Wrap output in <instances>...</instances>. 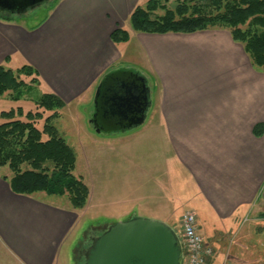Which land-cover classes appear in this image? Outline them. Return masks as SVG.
I'll list each match as a JSON object with an SVG mask.
<instances>
[{
  "label": "crops",
  "instance_id": "crops-1",
  "mask_svg": "<svg viewBox=\"0 0 264 264\" xmlns=\"http://www.w3.org/2000/svg\"><path fill=\"white\" fill-rule=\"evenodd\" d=\"M140 1L57 0L36 29L0 19V65L31 66L64 107L86 102L106 73L128 61L130 40L114 44L110 35L126 26ZM222 46L200 63L165 64L159 98L152 77L157 107L147 117L169 135L168 150L156 147V156L167 153L185 175L192 194L186 201L209 229L203 237L198 227L213 250L207 264H264V75L242 60L231 37ZM151 57L155 64L156 49ZM66 208L15 194L0 180V246L15 264H53L78 220L76 210ZM156 217L170 219V211L156 210Z\"/></svg>",
  "mask_w": 264,
  "mask_h": 264
},
{
  "label": "rangeland",
  "instance_id": "rangeland-1",
  "mask_svg": "<svg viewBox=\"0 0 264 264\" xmlns=\"http://www.w3.org/2000/svg\"><path fill=\"white\" fill-rule=\"evenodd\" d=\"M54 1L29 11L22 17H12L11 21L23 22L27 27L34 29L43 26L48 19L49 11L57 4H54ZM147 1L141 0L140 4L136 6L145 7ZM181 1L183 0H159V5L173 9ZM163 13L159 9L155 15ZM125 25H121L120 28L129 34L128 41H130L127 44L124 57L128 61L120 63L119 67L142 72L148 80L151 98L155 90L152 77L156 80V96L159 98L162 94L163 89L158 77L160 73H166L165 64L172 65L175 69L181 67L180 61L190 60L194 64L197 59V62L200 63L203 60L202 55L210 56L211 49L228 44L231 37H229L228 30L225 29H212L194 34H142L131 29L129 17ZM143 43L145 47H143ZM236 44L245 55L242 56V60L246 58L251 66L243 47ZM154 49H156L155 64L151 57ZM198 50L200 53L197 55L195 53ZM218 54L224 59L228 58L226 53L218 52ZM159 55H161V59H159ZM192 56L195 57L192 58ZM204 65L206 64L201 66ZM23 66L21 63H12L9 68H5L16 72ZM240 69L244 72V67ZM252 69L257 75H264L263 71L253 67ZM32 77L36 79L35 75ZM20 79L26 86L21 89L19 99L13 94L14 98H12L10 92L0 96V124L6 120L1 116V112L21 108L23 113L28 111L34 113L38 99L43 94L50 92L44 82L39 83L37 80L36 83H30L31 78L24 75H21ZM94 95L95 91L86 102L74 101L67 104L59 111V117L51 123L75 154L76 163L73 175L81 179L89 191L83 208L78 210L72 208L76 210L73 211L78 219L75 223L76 226L65 244L62 245L53 264H81L77 261L79 249L87 237L91 236L95 240L110 225L128 221L132 217L159 220L177 232L180 215L193 208L192 212L197 216V226L200 228L202 236H206L205 233L209 229H206L197 206L186 201L192 194L185 175L178 168L175 170V163L166 159L167 153L156 156V147L167 148L168 133L160 126L151 125V118L148 115L145 123L138 128L123 130L112 125L104 128L103 132L98 134L89 124V116L94 110ZM153 107H157V103L154 106L152 104L151 109ZM48 115L49 113H44L42 119L36 122L38 128L42 127L43 121ZM20 119L24 120L23 117ZM126 143H130L129 146L122 148ZM157 169H160L159 172ZM11 177L12 174L7 167L0 168V180L8 182ZM33 196L52 204L71 207L66 196H47L44 193H37ZM160 209L170 211V219L156 217V210ZM2 248L0 246V264H15L10 258V254ZM257 252H263V248H260L259 251L257 249ZM245 262L251 264V261L247 259Z\"/></svg>",
  "mask_w": 264,
  "mask_h": 264
},
{
  "label": "trees",
  "instance_id": "trees-1",
  "mask_svg": "<svg viewBox=\"0 0 264 264\" xmlns=\"http://www.w3.org/2000/svg\"><path fill=\"white\" fill-rule=\"evenodd\" d=\"M159 9L164 13L155 15ZM11 18L0 15L1 20ZM129 24L134 32L152 35L228 30L232 41L243 47L251 66L264 72V0H183L173 9L159 5V0H148L145 7L132 10ZM128 39V32L122 28L110 35L114 44ZM21 75L30 77V83L38 80L31 66L24 65L14 72L0 65V96L10 92L19 99L26 86ZM63 108L64 103L56 95L45 93L38 99L34 113H23L21 108L1 112L6 120L0 124V168L7 167L11 172L8 184L13 193L66 196L71 208L78 210L85 205L89 191L73 175L76 157L72 148L51 124ZM44 113L49 115L38 128L36 122Z\"/></svg>",
  "mask_w": 264,
  "mask_h": 264
},
{
  "label": "water",
  "instance_id": "water-1",
  "mask_svg": "<svg viewBox=\"0 0 264 264\" xmlns=\"http://www.w3.org/2000/svg\"><path fill=\"white\" fill-rule=\"evenodd\" d=\"M54 0H0V15L22 17ZM151 107L147 78L135 69H117L95 89L90 126L98 133L108 126L140 127ZM85 264H183L180 239L168 224L132 217L110 225L92 243Z\"/></svg>",
  "mask_w": 264,
  "mask_h": 264
},
{
  "label": "built area",
  "instance_id": "built-area-1",
  "mask_svg": "<svg viewBox=\"0 0 264 264\" xmlns=\"http://www.w3.org/2000/svg\"><path fill=\"white\" fill-rule=\"evenodd\" d=\"M178 228L183 264H207L208 259L213 257V250L204 245L198 232L197 218L194 212H183L179 218Z\"/></svg>",
  "mask_w": 264,
  "mask_h": 264
},
{
  "label": "flooded vegetation",
  "instance_id": "flooded-vegetation-1",
  "mask_svg": "<svg viewBox=\"0 0 264 264\" xmlns=\"http://www.w3.org/2000/svg\"><path fill=\"white\" fill-rule=\"evenodd\" d=\"M94 241L93 237H87L85 241L82 242V246L79 249V257L77 259V261L81 264H85V256L88 252V250L90 249V247L92 246V243Z\"/></svg>",
  "mask_w": 264,
  "mask_h": 264
}]
</instances>
